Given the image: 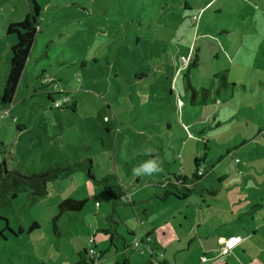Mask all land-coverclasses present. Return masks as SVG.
Returning <instances> with one entry per match:
<instances>
[{
	"label": "rangeland",
	"instance_id": "374dc122",
	"mask_svg": "<svg viewBox=\"0 0 264 264\" xmlns=\"http://www.w3.org/2000/svg\"><path fill=\"white\" fill-rule=\"evenodd\" d=\"M37 1L36 41L14 101L0 106V163L30 174L58 163L80 170L44 198L25 191L0 208V264H74L91 236L106 251L94 264H125L103 231L117 202L119 232L140 243L125 250L128 264H162V253L174 262L178 245L180 255L194 248L191 227H239L245 207L247 219L264 218V0ZM29 11L28 0H0V102L18 41L7 29ZM190 48L197 67L182 62L193 60ZM60 91L76 108L54 105L49 93ZM153 158L161 172L132 174ZM196 158L207 173L188 198L154 197L169 178H193ZM68 197L88 200L62 212ZM168 225L180 234L170 248L156 233Z\"/></svg>",
	"mask_w": 264,
	"mask_h": 264
},
{
	"label": "trees",
	"instance_id": "16d2710c",
	"mask_svg": "<svg viewBox=\"0 0 264 264\" xmlns=\"http://www.w3.org/2000/svg\"><path fill=\"white\" fill-rule=\"evenodd\" d=\"M28 2L30 5V11L27 13L25 19L20 22L10 23L7 29L8 34L17 35L18 41L12 47L10 71H9V75L7 76V81H6L4 91L1 97V102H0L1 108L9 107L14 101L16 92L20 84V80L22 78L23 72L25 70L27 61L30 56L31 49L36 41V36L39 30L38 29L39 28L38 18L41 13L40 4L37 0H28ZM194 17L198 18L199 16L195 15ZM190 49L192 51V48ZM191 56L193 60L188 63V68L191 66L197 67L198 66L197 57L194 58L193 51H192ZM183 58H189V57L182 55V62L186 65ZM56 94L59 95V99L54 98L53 93H49V99L53 101L54 105L56 101L63 100L64 98L67 99V97L69 98L67 101H63V105L58 108H76L77 103L73 102V98L70 96L69 93H67L66 91H60V92H56ZM207 94H210V92H207ZM193 96L194 98L197 96V91L195 89H194ZM214 102H219V100L215 99ZM223 102L229 103L230 101L224 100ZM258 135L264 136V128H260ZM5 146L6 145L4 143L0 142V147H5ZM87 161L91 162L90 159H87ZM87 161L80 163L81 169L84 168ZM236 162L240 163V161H237V159H236ZM79 170L80 169L76 170L75 167H73L72 165L68 167H63L62 165L58 163L55 165H51L48 170H43L38 173L30 174V173L22 172L18 169L10 168L9 162H7L6 159H3V161L0 163V208H8L12 206L13 201L19 196V194L25 191L26 192L28 191L30 193V197L33 200L44 198L49 193L50 183L56 182L62 178L72 176ZM88 172H89L88 175L91 178H94V175L92 174L91 166L89 167ZM206 173H207V170L205 168H202L201 161L198 158H196V171L194 173L193 178H190L187 175H183V174L176 175L175 180H172L169 178L167 181L160 183V186L163 189L161 193H154V197L160 198L161 200H164V201L168 200L170 196H176L179 199H186L190 196V194H192V192L196 188V187L194 188V185L199 180H201L206 175ZM107 189L110 190L108 187ZM110 194L113 196V198H115L116 202L119 201L123 204L129 203L125 200L126 198L123 195L116 196L115 194L111 192ZM87 200L88 199H78L74 197H68V198H65L61 202V204L59 205V208L62 212L68 211V210L69 211H81L85 207ZM116 204H114L113 212L108 217L110 226L108 227V229H106L105 232L108 235H110L111 246H114L117 250H119L120 244H122L120 250H125L127 248V245H126L127 242L125 241V237L119 234L118 229H117L118 225L115 219ZM258 206L260 208L263 207V205L261 204H258ZM242 209L244 208L242 207L240 211H242ZM245 209L247 208L245 207ZM245 209L243 210V212H241L240 218L238 220L236 219L237 222L241 221L242 224L244 222H245L244 224L264 223V218H261L260 220V219H257L253 215L251 218L247 219L246 215H251V211L249 209L248 210H245ZM0 219H2L1 216H0ZM5 220L7 221V227L5 229H11L9 227L8 220L7 219ZM38 226L39 224L34 223V225L31 227V230ZM247 230H250V229L248 228ZM23 231L24 229L21 228L20 232L22 233ZM0 233L2 235L3 231H0ZM89 249L90 247L84 248L82 251H80L78 253V258L74 264L94 263L96 261L94 257L97 255L91 256L89 254ZM125 257H126L125 253L120 254V262L123 259L125 264H127ZM116 264H118V262Z\"/></svg>",
	"mask_w": 264,
	"mask_h": 264
},
{
	"label": "crops",
	"instance_id": "0c3cea01",
	"mask_svg": "<svg viewBox=\"0 0 264 264\" xmlns=\"http://www.w3.org/2000/svg\"><path fill=\"white\" fill-rule=\"evenodd\" d=\"M239 214H240L239 212H237L236 214L233 213V216ZM234 219L235 220H233L234 221L233 223H236L237 220L236 218ZM244 223L241 224L239 227L237 226L229 227V225L227 227H222L223 225L226 224V222H223L220 223L219 226L215 228L206 227V230L204 231L200 230V228L202 227H196L194 229L191 227L190 231L186 234L189 237V243L187 245V249H191L192 247H194L192 252L187 255L185 254L180 255L179 252L182 251V249L178 245L177 246L178 250L174 253V262L171 261L167 255L162 253L163 255L162 257L164 258L162 264H264V223H257V224H247V223L244 224ZM248 228L250 230H247ZM106 229H108V227L103 230L105 234H107L105 232ZM117 229L119 232V227ZM130 233L134 234L135 232L131 230ZM156 233L158 237L157 241L163 247L170 248L175 243L178 244L180 242L179 239L180 234L175 227H171V226L169 227V225L167 227H158ZM119 234L121 233L119 232ZM150 234L151 232L147 234L146 236L147 239H143L146 243L153 242L151 240V237H149ZM231 236H242L243 242L240 245H238L229 255L223 256L221 254L222 244L225 240H227ZM94 237L96 239V236ZM125 241L127 242L126 243L127 248L125 249L126 251L132 247H136V248L140 247V245L135 246L134 243L128 242L126 239ZM121 245L122 244H120V249H121ZM150 245L152 246V244ZM156 247L157 246H152V248H150V253L153 256H156L155 249H158ZM120 249L119 250L116 249V255H118L119 253L121 254L125 253V250H120ZM105 252L101 251V253L99 252L100 254H97L98 256H100L99 260L103 257L102 253ZM118 257L120 258V254ZM203 257H206V260ZM125 258L128 264L129 261L127 260V256ZM151 264H157V263L151 262Z\"/></svg>",
	"mask_w": 264,
	"mask_h": 264
},
{
	"label": "built area",
	"instance_id": "2783aa9c",
	"mask_svg": "<svg viewBox=\"0 0 264 264\" xmlns=\"http://www.w3.org/2000/svg\"><path fill=\"white\" fill-rule=\"evenodd\" d=\"M196 20H197V17H194L193 21H196ZM183 60L186 64H188L190 62L189 58H183ZM68 99L69 98L67 97V99L64 98L63 100L56 101L55 105L57 107H60L63 105V101H67ZM237 161H239V160L237 159ZM242 241H243L242 236H231L230 238H228L227 240H225L223 242L222 247H221V254L223 256L229 255L238 245H240L242 243ZM95 243H96L95 237L91 236L89 238V244H90L89 254L91 256H95L98 253L95 246H93V244H95ZM134 245L139 246L140 245L139 241L138 240L135 241ZM203 258L206 260V257H203Z\"/></svg>",
	"mask_w": 264,
	"mask_h": 264
},
{
	"label": "clouds",
	"instance_id": "9594fccd",
	"mask_svg": "<svg viewBox=\"0 0 264 264\" xmlns=\"http://www.w3.org/2000/svg\"><path fill=\"white\" fill-rule=\"evenodd\" d=\"M155 150L152 148L146 149L148 154L153 153ZM160 162L158 158H153L145 161L144 163L134 167L132 169V174L137 177L152 176L154 173L161 172Z\"/></svg>",
	"mask_w": 264,
	"mask_h": 264
}]
</instances>
